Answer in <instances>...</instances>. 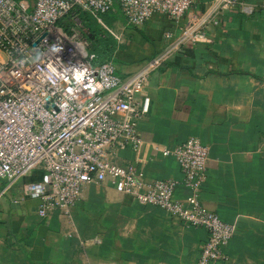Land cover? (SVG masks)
I'll return each instance as SVG.
<instances>
[{
    "label": "crops",
    "instance_id": "0c3cea01",
    "mask_svg": "<svg viewBox=\"0 0 264 264\" xmlns=\"http://www.w3.org/2000/svg\"><path fill=\"white\" fill-rule=\"evenodd\" d=\"M194 1L201 8L209 0ZM244 1L255 9L225 10L206 30L207 41L180 43L148 71L142 92L148 110L136 121L144 143L138 152L123 147L112 155L118 164L140 166L148 179H176L173 195L182 199L188 189L181 171L160 148L188 137L207 146L198 198L234 224L223 257L212 264H264V62H257L264 0ZM182 22L154 13L131 25L118 12L115 72L127 76L144 66L169 41L164 32L176 39ZM41 175L34 168L7 186L0 179V264H196L205 229L117 192L106 180L84 183L69 214L55 209L39 216L38 200L21 190Z\"/></svg>",
    "mask_w": 264,
    "mask_h": 264
},
{
    "label": "built area",
    "instance_id": "2783aa9c",
    "mask_svg": "<svg viewBox=\"0 0 264 264\" xmlns=\"http://www.w3.org/2000/svg\"><path fill=\"white\" fill-rule=\"evenodd\" d=\"M116 7L131 25L154 13L174 23L183 17L178 37L166 30L164 47L127 76L117 74L111 60L92 63L77 14L84 10L107 28L100 14ZM232 8L250 13L255 4L209 0L198 8L194 0H0V179L7 186L40 168L41 177L21 190L38 200L39 216L55 209L69 214L84 183L106 180L117 192L205 229L196 264L223 257L221 247L234 224L198 198L208 160L205 144L188 137L160 148L181 171L180 182L188 189L182 199L173 195L176 179H148L140 166L118 164L112 155L123 147L138 152L144 143L136 121L148 110L149 98L142 93L148 71L180 43L207 41L206 30Z\"/></svg>",
    "mask_w": 264,
    "mask_h": 264
},
{
    "label": "trees",
    "instance_id": "16d2710c",
    "mask_svg": "<svg viewBox=\"0 0 264 264\" xmlns=\"http://www.w3.org/2000/svg\"><path fill=\"white\" fill-rule=\"evenodd\" d=\"M118 12V8L116 7L114 12H103L100 14V17L105 25L108 23L110 24L113 18L118 16ZM77 14L82 26L81 33L87 41V51L88 53L92 54V63H97L104 60L112 61L114 51L120 47L115 38L88 12L78 9Z\"/></svg>",
    "mask_w": 264,
    "mask_h": 264
},
{
    "label": "rangeland",
    "instance_id": "374dc122",
    "mask_svg": "<svg viewBox=\"0 0 264 264\" xmlns=\"http://www.w3.org/2000/svg\"><path fill=\"white\" fill-rule=\"evenodd\" d=\"M107 25V30L109 31V33L115 38V32H117L119 29L117 28V26H115L114 24H112V22L109 24H106ZM117 34V33H116ZM116 39V38H115ZM88 40V39H87ZM260 47V45L258 46ZM258 52H260V54L258 55V59H257V62H264V51L262 50H258Z\"/></svg>",
    "mask_w": 264,
    "mask_h": 264
},
{
    "label": "water",
    "instance_id": "95a60500",
    "mask_svg": "<svg viewBox=\"0 0 264 264\" xmlns=\"http://www.w3.org/2000/svg\"><path fill=\"white\" fill-rule=\"evenodd\" d=\"M10 204H12V203H10ZM15 205H17V204H15Z\"/></svg>",
    "mask_w": 264,
    "mask_h": 264
}]
</instances>
